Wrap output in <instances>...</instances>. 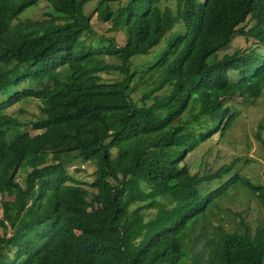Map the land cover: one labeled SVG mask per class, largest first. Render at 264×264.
Returning a JSON list of instances; mask_svg holds the SVG:
<instances>
[{
	"label": "trees",
	"instance_id": "trees-1",
	"mask_svg": "<svg viewBox=\"0 0 264 264\" xmlns=\"http://www.w3.org/2000/svg\"><path fill=\"white\" fill-rule=\"evenodd\" d=\"M165 1L0 0V264H264V225L213 223L234 191L264 207V183L236 162L206 174L190 164L234 127L230 98L263 95L264 0H175L176 15ZM42 3L54 15L25 19ZM94 17L125 45L97 37ZM176 28L157 61L133 69ZM235 37L251 47L223 56ZM32 100L37 133L11 139V111ZM67 155L96 166L92 182L69 173Z\"/></svg>",
	"mask_w": 264,
	"mask_h": 264
},
{
	"label": "rangeland",
	"instance_id": "rangeland-1",
	"mask_svg": "<svg viewBox=\"0 0 264 264\" xmlns=\"http://www.w3.org/2000/svg\"><path fill=\"white\" fill-rule=\"evenodd\" d=\"M199 1L204 2L205 0ZM95 6L96 5H92V7L88 9V12L95 8ZM177 11V1L169 0L163 2V12L165 14L176 15ZM50 15H54V12L52 9L47 7L45 3H42L38 9L30 12L25 19L28 18L33 22H36L41 21ZM92 24L97 37H114L120 46L125 45L126 39H124L121 34L108 33V31L112 28L111 24L97 21L96 17L93 18ZM178 32L179 28H176L166 37L163 44L154 50L152 54H149L148 56H137L134 58L132 60L133 69L140 64L157 61L159 54L162 53L166 47L167 40L171 39ZM97 41H99L97 38L91 39L89 44L93 47H99L100 44ZM250 47V41L244 39L243 37H235L230 48L223 52L222 55L233 54L240 48ZM105 59L108 64L113 66L122 65V63L114 57H106ZM103 77L110 82H115L123 76L120 72H115L104 73ZM147 88L148 86L143 87L140 83L138 84L135 92L132 94L133 100L136 103L139 102L142 92ZM21 91H23V89H21ZM6 96L8 95L0 94V102ZM229 106L233 107L238 112V117L234 127L224 138L220 133L205 143L196 153L190 156V164L194 165L195 172L200 171L202 174H206L211 170L216 172L223 166L236 162L233 172H239L255 184H263L264 154L261 144L256 140V135L259 132L260 127H264V91L262 97L257 102H244L243 98L237 96L230 98ZM11 114H13L18 121L9 132L11 139L26 132L31 134L37 133L34 128V122L41 118L37 101L32 100L29 102H22L13 111H11ZM262 136L264 137V130L262 131ZM64 162L69 170V173L77 180L83 182L93 181V174L96 170V166L94 164L85 163L80 158H77V156L70 157L68 155L64 157ZM23 178H21V180ZM220 185L221 182H218L214 185V187H218ZM86 187L91 192H95L88 186ZM1 200H5V198L0 195V201ZM221 209L222 213L216 211L217 216L213 218V223L215 226H218L220 220H222L228 231L232 232L235 230H241L242 227L240 223L242 220H245L248 223L252 232H254L256 228L264 225V207L256 198L248 195V193H245L242 190L232 192V195L221 203ZM2 214V211H0V220L2 219ZM210 230L213 231L215 229L212 228ZM2 233L3 232L0 229V234ZM199 234L197 235L200 236L201 234ZM201 249H203L202 244L197 251H200Z\"/></svg>",
	"mask_w": 264,
	"mask_h": 264
}]
</instances>
